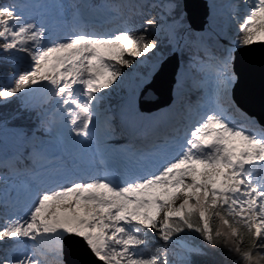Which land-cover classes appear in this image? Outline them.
<instances>
[{"label": "snow or ice", "instance_id": "6c2138e0", "mask_svg": "<svg viewBox=\"0 0 264 264\" xmlns=\"http://www.w3.org/2000/svg\"><path fill=\"white\" fill-rule=\"evenodd\" d=\"M206 15L193 31L184 0H0V264H264V124L230 118L264 0Z\"/></svg>", "mask_w": 264, "mask_h": 264}, {"label": "water", "instance_id": "95a60500", "mask_svg": "<svg viewBox=\"0 0 264 264\" xmlns=\"http://www.w3.org/2000/svg\"><path fill=\"white\" fill-rule=\"evenodd\" d=\"M186 11L189 16V23L192 30L198 31L200 25L207 19V3L205 0H184ZM251 51L245 56L244 63L247 66L244 83L237 87L233 93L235 101L246 107L249 111L264 115V44L255 42L249 46ZM178 67V59L166 63L163 72L157 81L158 100L161 106L166 105L170 100L175 72ZM155 103V102H153ZM85 259L78 251L73 250L67 256L71 264H79Z\"/></svg>", "mask_w": 264, "mask_h": 264}, {"label": "trees", "instance_id": "16d2710c", "mask_svg": "<svg viewBox=\"0 0 264 264\" xmlns=\"http://www.w3.org/2000/svg\"><path fill=\"white\" fill-rule=\"evenodd\" d=\"M178 61H179V58H178ZM12 71H13V69H12V66L11 65L0 64V78L6 77ZM15 107H16L15 104L9 105L8 108L0 107V113H3V112H11ZM189 242L190 243H195L196 241H189ZM178 251H180V249H178ZM217 259H219V258L217 257ZM228 264H231V262L229 261Z\"/></svg>", "mask_w": 264, "mask_h": 264}, {"label": "rangeland", "instance_id": "374dc122", "mask_svg": "<svg viewBox=\"0 0 264 264\" xmlns=\"http://www.w3.org/2000/svg\"><path fill=\"white\" fill-rule=\"evenodd\" d=\"M207 7H208V5H207ZM236 26L235 25H232V27H231V32H230V36L231 37H235V33H236ZM12 66V65H11ZM15 67L16 68H25V67H27V64H26V62H24V61H18L17 63H16V65H15ZM12 69H13V66H12ZM177 71H178V69H177ZM175 85H174V83H173V85H172V88L174 87ZM233 98V97H232ZM236 104V103H235ZM238 109H240L241 111H243L241 108H239V107H237ZM244 112V111H243ZM236 113V112H235ZM235 113H233L232 115H231V119L232 120H236L237 122H235L236 124H237V126H239L240 125V122H241V120H242V118L240 119L238 116H236L235 115ZM247 113V112H246ZM264 117V116H263ZM261 121H263L262 122V124H264V118L263 119H261Z\"/></svg>", "mask_w": 264, "mask_h": 264}, {"label": "bare ground", "instance_id": "6f19581e", "mask_svg": "<svg viewBox=\"0 0 264 264\" xmlns=\"http://www.w3.org/2000/svg\"><path fill=\"white\" fill-rule=\"evenodd\" d=\"M206 3H207V5L209 4V0H206ZM237 113V115L239 116V117H242V125L244 126V127H250V123H249V120L246 118V117H248V115H246V114H244L243 113V111H238V112H236Z\"/></svg>", "mask_w": 264, "mask_h": 264}]
</instances>
